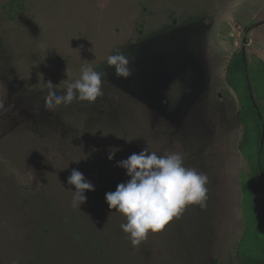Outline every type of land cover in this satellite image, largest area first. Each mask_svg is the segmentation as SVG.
<instances>
[{"label":"rangeland","instance_id":"1","mask_svg":"<svg viewBox=\"0 0 264 264\" xmlns=\"http://www.w3.org/2000/svg\"><path fill=\"white\" fill-rule=\"evenodd\" d=\"M9 2L0 0V264H264V0H24L17 12ZM172 32L198 40L205 70L194 88L195 70L118 78L106 64L146 45L143 67L168 65ZM235 54L244 101L228 81ZM84 66L103 73V95L45 109L46 82L64 90ZM145 148L205 174L207 200L133 247L105 194L130 179L117 161ZM73 169L95 189L80 207ZM246 180L257 213H246Z\"/></svg>","mask_w":264,"mask_h":264},{"label":"clouds","instance_id":"2","mask_svg":"<svg viewBox=\"0 0 264 264\" xmlns=\"http://www.w3.org/2000/svg\"><path fill=\"white\" fill-rule=\"evenodd\" d=\"M106 64L114 68L118 78L131 75L127 67L129 61L120 51L109 55ZM102 77L103 73L84 66L79 77L69 81L64 90H58L51 81L46 82L45 109L53 110L62 104L67 106L74 100L95 103L103 95ZM3 108L4 102L0 100V109ZM114 155L115 152L110 153L108 159L112 160ZM117 166L125 169L130 179L118 184L114 192H107L105 198L109 209L124 216L126 222L120 227L128 234L133 247L146 240L149 232L162 231L187 206H205L208 178L194 168H186L179 153L159 155L145 148L117 161ZM67 182L75 186L72 207H80L86 200L85 190H95L76 169L72 170Z\"/></svg>","mask_w":264,"mask_h":264},{"label":"flooded vegetation","instance_id":"3","mask_svg":"<svg viewBox=\"0 0 264 264\" xmlns=\"http://www.w3.org/2000/svg\"><path fill=\"white\" fill-rule=\"evenodd\" d=\"M162 40L154 39L152 41H154L153 43H159V42L162 43L163 42ZM197 41L198 40H196L194 36H188L185 34L172 32V35L169 36V38L165 39V42H163L164 48L171 49V53H166V55L170 56L171 54H173L171 55V58L169 57L170 61L168 65L163 64L161 68H155L156 65L152 67L151 64L149 63L150 62V58H149L148 60L149 66L143 67L141 65V62L142 64H144L145 62L144 59L147 54L146 53L147 50L145 48L146 45H145L141 47V50H139L138 53L134 54V56L128 59L129 64L127 67L130 70H163L164 69L165 71L164 74L171 75L173 73V75L176 76H180L179 74L181 71L186 72V70H195L193 71L194 77L192 78L193 79L192 82L187 83L188 86L194 88L198 84L197 81L199 79L201 80V76L203 74L202 71L205 70L204 68L205 65L203 63H199L198 55L193 49V45L196 47ZM199 58L201 59V57ZM169 70H173V71H169ZM197 77L199 79H197ZM173 78L174 77H171V80Z\"/></svg>","mask_w":264,"mask_h":264},{"label":"trees","instance_id":"4","mask_svg":"<svg viewBox=\"0 0 264 264\" xmlns=\"http://www.w3.org/2000/svg\"><path fill=\"white\" fill-rule=\"evenodd\" d=\"M24 8V0H10L9 2V9L11 12H17L18 9ZM242 64L238 61V55L235 54L228 66V81L229 84L236 90V92L239 94L240 98L244 101L245 98L241 92V89L238 85H236L234 79L240 72L242 71ZM241 119L243 123L246 125V131H245V137L249 135V118L246 114H241ZM244 188V206L246 209V213H249V210L253 211L254 213L258 212L259 208V190L254 188L253 185H251L249 180H246L243 184ZM257 215V214H256ZM243 264H261L257 261H248L244 262Z\"/></svg>","mask_w":264,"mask_h":264}]
</instances>
